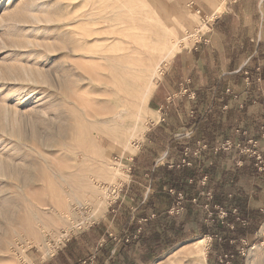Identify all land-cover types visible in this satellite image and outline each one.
<instances>
[{
    "label": "rangeland",
    "instance_id": "rangeland-1",
    "mask_svg": "<svg viewBox=\"0 0 264 264\" xmlns=\"http://www.w3.org/2000/svg\"><path fill=\"white\" fill-rule=\"evenodd\" d=\"M223 2L218 0V8L213 7L216 14L223 10ZM198 4L191 7L179 0H0V264H42L40 260L51 257L68 239L89 233L99 222L119 240L133 238L125 218L119 217L124 188L131 158L158 118L150 99L146 121L131 133L121 132L106 118L107 105H123L122 92L113 93L116 85L131 88L125 70L143 50L153 51V44L134 41L136 35L153 42L156 37L151 33L163 31L162 21L171 18L187 23L185 34H195L188 41L195 42L208 32L215 15L206 9L207 0ZM261 8L264 40V0ZM180 9L186 13H178ZM193 44H182L174 56ZM251 45L254 49L255 41ZM137 49H142L141 54L135 53ZM249 61L252 66L258 63L255 58ZM171 64L163 67L155 88ZM248 72L244 77H251ZM250 77L249 85L246 79L237 81L234 89H226L225 97L239 100L246 87L257 91L255 96L264 97L262 69L255 75V87ZM232 145V140H227L219 149L228 152ZM88 184L97 193L100 189L107 192L106 210L100 216L97 214L104 208L97 194L93 199ZM235 189L237 196L244 197L248 191L252 197L257 195L255 199L264 200L261 179ZM176 202L168 209L175 233L169 230L157 245L156 233L162 227L155 218L138 249L133 248L132 257H119L118 264L124 259L126 264H170L176 253H185L200 238L207 240L204 257L196 256L194 261L184 254L181 264H211L214 238L204 235L199 224L182 225L187 208L176 214ZM257 205L264 211V202ZM60 208H73L67 223L59 218ZM201 208L202 224L210 212L212 216L219 213L216 206L217 212L211 205ZM169 241L175 243L170 248L166 247ZM242 247L249 264L251 247Z\"/></svg>",
    "mask_w": 264,
    "mask_h": 264
},
{
    "label": "crops",
    "instance_id": "crops-1",
    "mask_svg": "<svg viewBox=\"0 0 264 264\" xmlns=\"http://www.w3.org/2000/svg\"><path fill=\"white\" fill-rule=\"evenodd\" d=\"M179 1L191 7L200 3V0ZM207 1L206 9L215 15L208 32L173 57L150 98L155 103L151 109L158 121L131 158L123 203V210H129L130 216L125 223L134 226L136 216H146L149 222L156 218L159 225L162 214L173 205V193L184 192L188 210L182 225L189 222L204 228L203 209L190 200L199 191L203 195L213 190L227 209L230 205L239 208L238 216L246 224L239 222L237 240L230 241L226 251L214 247L210 263L228 264L220 258L230 253L233 264H248V259L238 252L243 240L251 248L264 244V211L257 205L264 200L255 199L257 195L252 197L248 191L244 197V194L237 196L235 186L264 181V97L255 96L257 91L246 87L239 100H228L225 91L234 89L237 81L246 79L249 85L247 76L244 77L248 69L254 87L255 75L261 69L264 72L262 0H224L219 14L214 12L218 0ZM173 11L176 12L175 8ZM180 12L185 11L180 9ZM198 12L202 13L200 9ZM254 41L256 45L252 49ZM254 58L257 65H249V60ZM227 140L233 142L228 152L219 149ZM122 215L123 211L119 217ZM102 225L96 223L89 233L68 239L55 254L40 263L93 264L96 255L97 264H118L120 240Z\"/></svg>",
    "mask_w": 264,
    "mask_h": 264
},
{
    "label": "bare ground",
    "instance_id": "bare-ground-1",
    "mask_svg": "<svg viewBox=\"0 0 264 264\" xmlns=\"http://www.w3.org/2000/svg\"><path fill=\"white\" fill-rule=\"evenodd\" d=\"M186 24V22L184 24L183 20L173 18H171V20L162 21V27L164 30L160 31L157 29L151 33L152 36L156 37L153 42L146 41L144 37L140 38L138 35L134 37V41H136V39L139 40L141 45L153 44V51L143 50V54L141 56H137V58L132 61L131 67L128 71L125 70L129 77L131 88L125 84L123 87L122 83L120 85H116V88L113 91L115 95H118L119 93L121 94L122 92L124 97V99H122L123 105L119 106L117 103L108 104L107 107L109 108L105 116H108L106 118L108 121H112L114 123L113 126H115L118 131L131 133L132 130L135 131L134 129L137 128L139 124L146 121V113L149 109L148 103L150 101V97L154 93L155 86L157 84V77L161 74L163 67L170 64L172 56H174L177 50L184 44L192 45L194 42V39L188 41L190 37H195V34H185ZM96 40H99V38H96ZM98 51L102 52V50ZM141 51L142 49H137L135 53L141 54ZM101 58H105V56H101ZM114 171L116 174L119 173L118 170ZM88 186L92 189L91 185L88 184ZM100 191L97 193V190L92 189V192H90L91 195H95L93 199H96V194L98 195L99 204L104 208V210L98 212V216L102 215L106 210L104 201L107 192L104 193L101 189ZM64 201H66V199ZM77 207L82 209V206ZM57 212L59 218L67 223V221L70 220L73 208H60ZM206 243V238H200V240L195 242V246L193 248L187 249L185 253L180 251L176 253L175 256H173L174 258L170 260V264H181L182 256L184 254L191 256L194 261L196 256L202 259L204 257L203 255L206 249ZM248 255L249 264H264V244L253 246L248 252ZM200 264H203V262L201 261Z\"/></svg>",
    "mask_w": 264,
    "mask_h": 264
},
{
    "label": "trees",
    "instance_id": "trees-1",
    "mask_svg": "<svg viewBox=\"0 0 264 264\" xmlns=\"http://www.w3.org/2000/svg\"><path fill=\"white\" fill-rule=\"evenodd\" d=\"M205 192H212V200L209 201V203L211 205V209H213L214 212H217L214 208H215V206L219 205L220 207L224 208V210L227 212V217L225 219L226 223L222 224L221 220H219V218H218V215L214 213L216 217L212 216L211 219H209V220L205 219L204 220L206 222V224H203L204 228H202V233L208 234L211 238H214L215 243H216L214 247L216 249L222 248L223 250L225 249V251H226L228 249L227 246H229L231 244L230 241L237 240L235 233L237 230H239V228H238L239 221L237 220V218H240L238 216L239 208L237 206H231L230 205V208L227 209L226 204H224L218 200L217 194L215 193V191H213V190L208 191L207 190ZM173 196L176 199V196L175 195H173ZM194 198L197 199V201L194 202L195 204H198L200 207L205 206L204 203L206 202V197L204 195H202L200 191L190 200V203H193L192 201L194 200ZM175 199H174V201H175ZM202 200H204V203L201 202ZM185 201H186V198L183 201L184 206L187 208L185 211V213H186L188 210V207H187V204L184 203ZM235 209L237 210V213H234L233 210H235ZM129 216H130L129 210H126V209L123 210L122 217L125 218V221H124L125 225H126L125 222H129ZM162 218L163 219L159 222H160V226L163 229L160 228V231L158 233H156L158 240H160V241H158L157 245L161 243L162 237H165L169 233V230H171L172 232H173V230L176 231L174 228L175 222L170 221L172 219H170L168 211L166 213L162 214ZM230 223H234V225H235L234 228H231L230 226H228V224H230ZM183 224H185V223L183 222ZM133 225L134 226H130V225L127 226L126 225L128 227V229L133 231V233L131 235L133 238L127 237L125 239L120 240V243H121V245L119 247L120 258H125V257L131 258L132 254H133V248H135V247L137 248L138 244L142 241L143 237L145 236V232L147 231V229L152 228V227H150L151 223L149 222V219L146 216H142V217L136 216L134 219ZM173 233H175V232H173ZM216 234H219L223 238L222 241H219V239L215 237ZM173 244H175V243L169 241L166 244V247L170 248L171 246H173ZM226 254L230 255V253H226ZM238 254H239V252H238ZM96 258H97V256L95 255V257H94L95 261L93 264H97ZM125 259H124V261L122 260L121 264H126ZM141 260L144 261L145 263H149V261H150L147 258H142Z\"/></svg>",
    "mask_w": 264,
    "mask_h": 264
},
{
    "label": "built area",
    "instance_id": "built-area-1",
    "mask_svg": "<svg viewBox=\"0 0 264 264\" xmlns=\"http://www.w3.org/2000/svg\"><path fill=\"white\" fill-rule=\"evenodd\" d=\"M205 24H208V21H206ZM246 74H248V72H246ZM247 80H249L248 77H247ZM202 148H206V146L203 145ZM255 156L258 160H261V156L259 154H255ZM183 162H185L186 164H189L188 162H186V160H183ZM206 179H207L206 177L203 179V183L206 182ZM174 193H176V199H177L176 204L178 207H177V210L175 212L177 214L180 212V210H183L185 208L183 205V201L185 200V194L183 192H174ZM203 195L206 197V201H207V202H205L206 203L205 208L208 209L210 207L209 201L212 200V192H203ZM196 201H197V199L194 198V200L192 202L194 203ZM216 207L219 210V213H218L219 220H221L222 224L226 223L225 219L227 217V212L224 210V208H222L218 205ZM174 211H175V209L171 213H174ZM233 211H234V213H237L236 209ZM209 215H210L209 218L206 220H209L212 218V212H210ZM237 220L239 222H241L242 224H246L245 220H241L240 218H237ZM228 226H230L231 228H234L235 225H234V223H230V224H228ZM215 237L218 238L219 241H222V239H223L219 234H216ZM211 240L213 241V238H211ZM242 242H243V245H247L244 240ZM239 254L245 255V249L243 247L239 251ZM220 261L221 262H227L228 264H233L232 263V255L231 256L228 254L222 255L220 258Z\"/></svg>",
    "mask_w": 264,
    "mask_h": 264
}]
</instances>
